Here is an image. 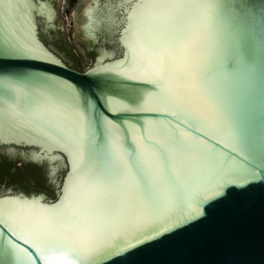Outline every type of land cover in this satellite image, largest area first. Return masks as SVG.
I'll list each match as a JSON object with an SVG mask.
<instances>
[{"label": "water", "instance_id": "water-1", "mask_svg": "<svg viewBox=\"0 0 264 264\" xmlns=\"http://www.w3.org/2000/svg\"><path fill=\"white\" fill-rule=\"evenodd\" d=\"M141 2L64 0L62 13V0L0 2V209L7 218L58 205L79 182L99 113L107 139L129 153L167 146L176 132L191 139L171 170L161 166L159 211L143 185L129 192L139 219L91 264H264V0H181L194 13L207 84L197 68L191 85L176 86L178 116L159 110V86L138 74L130 17ZM221 106L245 132L243 153L217 123ZM77 132L83 157L64 142Z\"/></svg>", "mask_w": 264, "mask_h": 264}, {"label": "snow or ice", "instance_id": "snow-or-ice-1", "mask_svg": "<svg viewBox=\"0 0 264 264\" xmlns=\"http://www.w3.org/2000/svg\"><path fill=\"white\" fill-rule=\"evenodd\" d=\"M2 2V0H0ZM130 17L136 32V52L142 54L143 74L147 83L158 85L156 99L168 115L178 116L173 107L180 101L178 84L191 85L199 68L201 83L207 84L204 57L197 49L198 32L193 23V10L181 0H142ZM128 47V60L136 53ZM158 70L149 72V66ZM106 103V97L104 98ZM70 121L69 125H74ZM218 125L227 129L233 141V151H245L244 130L229 122L222 106ZM98 127L88 141L86 159H81L76 176L78 184L70 182L63 200L52 209L34 216L10 214L5 218L0 209V259L8 257V264H54L67 257L75 264H91L102 242L113 239L129 224L139 219L128 193L143 185L153 207L159 211L168 189L161 181V166L171 170L175 158L190 151L183 134L176 132L167 146L156 142L152 150L135 149L129 153L115 139L108 140L104 117L97 114ZM151 139L150 137H148ZM64 142L81 157L84 142L78 132L64 137ZM135 157V165L132 163ZM253 170V175H254ZM175 198L183 201L184 188L176 181ZM23 241V244L20 243ZM34 250V251H33Z\"/></svg>", "mask_w": 264, "mask_h": 264}, {"label": "clouds", "instance_id": "clouds-1", "mask_svg": "<svg viewBox=\"0 0 264 264\" xmlns=\"http://www.w3.org/2000/svg\"><path fill=\"white\" fill-rule=\"evenodd\" d=\"M54 264H75V261L71 260L70 258L64 257L54 262Z\"/></svg>", "mask_w": 264, "mask_h": 264}, {"label": "rangeland", "instance_id": "rangeland-1", "mask_svg": "<svg viewBox=\"0 0 264 264\" xmlns=\"http://www.w3.org/2000/svg\"><path fill=\"white\" fill-rule=\"evenodd\" d=\"M63 5H64V0H62V4H61V7H60V8H61V13H62V11H63V8H62Z\"/></svg>", "mask_w": 264, "mask_h": 264}]
</instances>
